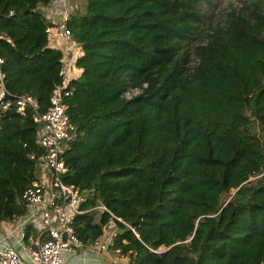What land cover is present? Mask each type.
I'll return each instance as SVG.
<instances>
[{
  "label": "trees",
  "instance_id": "trees-1",
  "mask_svg": "<svg viewBox=\"0 0 264 264\" xmlns=\"http://www.w3.org/2000/svg\"><path fill=\"white\" fill-rule=\"evenodd\" d=\"M52 1L0 0L5 87L36 101L24 115L0 111V225L26 214L42 153L32 115L63 81L42 13ZM64 2L78 135L62 181L87 192L81 207L109 211L72 217L82 249L112 229L127 264H264V0L216 22L215 0ZM41 238L23 226L25 245Z\"/></svg>",
  "mask_w": 264,
  "mask_h": 264
},
{
  "label": "built area",
  "instance_id": "built-area-1",
  "mask_svg": "<svg viewBox=\"0 0 264 264\" xmlns=\"http://www.w3.org/2000/svg\"><path fill=\"white\" fill-rule=\"evenodd\" d=\"M61 2L64 0H53L48 7L42 8V13L50 19L52 24H55L52 28H46L45 31L51 33L55 37V41L60 42L58 46L54 45L62 53V67L59 75H63V81L57 84L52 91L47 110L32 115V119L39 123L36 143L42 148V153L36 159L38 176L21 196V199L27 204V211L24 216L20 217L21 220L15 227L18 230L19 245L16 247L12 244H2L3 240L0 239V264H67L66 256L74 257L83 251L70 224L72 217L75 214L91 210L95 211L96 215L102 212L109 213L102 203L81 207V204L86 200L87 192L62 181L63 174L66 172L62 154L68 148V142L76 138L78 133L69 123L66 114L65 100L72 88L66 83L65 75L69 69H72L69 56L73 49V43L69 39V30L64 25L67 12L65 9H57V6L61 7L59 6ZM66 6L68 5L66 4ZM57 15L60 16L59 22ZM1 64L2 60L0 59ZM26 107L36 108L35 99L28 94H10L5 87L4 76L0 69V111L14 108L19 115H24ZM30 158L33 156L31 155ZM25 224H31L42 235L40 241L36 240L33 243L34 246L25 245L22 241ZM3 225L5 226L6 223H2L0 227ZM110 226L111 224H108V227ZM9 233L11 234V232ZM104 233L100 238L104 236ZM111 237L112 234L108 237L110 245ZM100 238L88 248L98 246L105 251V247L98 244ZM112 252L121 259L126 258L125 255L119 254L118 249H112ZM71 264L86 263L74 262Z\"/></svg>",
  "mask_w": 264,
  "mask_h": 264
},
{
  "label": "crops",
  "instance_id": "crops-1",
  "mask_svg": "<svg viewBox=\"0 0 264 264\" xmlns=\"http://www.w3.org/2000/svg\"><path fill=\"white\" fill-rule=\"evenodd\" d=\"M60 42L55 41V44L58 46ZM71 72H68L65 76V81L68 83V80L71 77H75V75L70 74ZM21 218L16 220L13 223H6V225L0 227V239L3 240L2 244L6 245H14L18 247V235H17V224L20 222ZM11 232V234L9 233ZM87 249V248H86ZM89 251H83L81 254H78L74 257L66 256L67 264H71L74 262H85L86 264H127V258L121 259L119 256H112L110 259L105 261V259H101L95 254H92L90 251V248H88Z\"/></svg>",
  "mask_w": 264,
  "mask_h": 264
},
{
  "label": "rangeland",
  "instance_id": "rangeland-1",
  "mask_svg": "<svg viewBox=\"0 0 264 264\" xmlns=\"http://www.w3.org/2000/svg\"><path fill=\"white\" fill-rule=\"evenodd\" d=\"M68 1L73 7L76 6L77 8H82L81 5L83 3V0H81V1L80 0H68ZM241 1L242 0H215L214 6L211 8V11H210V16H209L210 21L211 22L218 21V19L221 16V10L222 9L229 8V7H235V6L239 5ZM74 49L75 48L72 49L73 53H75V51H76ZM70 72H71L70 74L76 75V73H78V70L73 68V69H71ZM135 92L136 91L134 90V91H131L129 93H126V96L134 94ZM256 177H259V176H256ZM256 177H252V178H250V180H253ZM113 232H114V230L107 229V230H105L104 236L99 239L98 244L99 245H103L105 247V251H103L102 249L98 248V246H97L95 248H91L90 249L91 253L97 255L101 259L102 258L105 259V261L110 259V257L114 256L115 254L112 252V249H110V246H109L110 244H109V239H108V237H110L111 234L113 235ZM111 239H112V237H111ZM159 250H162V248H159ZM83 251H85V250H83ZM82 252L77 253V255L81 254Z\"/></svg>",
  "mask_w": 264,
  "mask_h": 264
}]
</instances>
